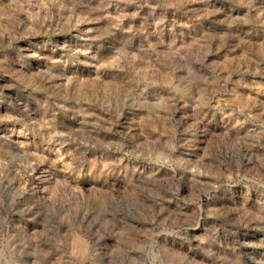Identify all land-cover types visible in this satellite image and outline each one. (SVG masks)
<instances>
[{"label": "clouds", "instance_id": "9594fccd", "mask_svg": "<svg viewBox=\"0 0 264 264\" xmlns=\"http://www.w3.org/2000/svg\"><path fill=\"white\" fill-rule=\"evenodd\" d=\"M0 264H264V0H0Z\"/></svg>", "mask_w": 264, "mask_h": 264}]
</instances>
